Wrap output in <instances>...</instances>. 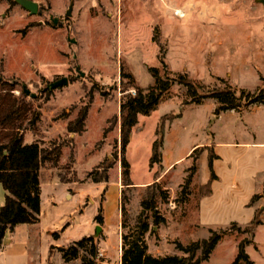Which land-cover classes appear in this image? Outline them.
Wrapping results in <instances>:
<instances>
[{
  "label": "rangeland",
  "instance_id": "374dc122",
  "mask_svg": "<svg viewBox=\"0 0 264 264\" xmlns=\"http://www.w3.org/2000/svg\"><path fill=\"white\" fill-rule=\"evenodd\" d=\"M32 1L36 14L19 0H0V78L16 97L24 94L22 84L36 94L25 99L34 121L25 134L44 151L41 212L26 232L43 260L55 227L69 222L55 245L88 229L91 237L79 240L103 253L94 262L121 264L123 235L145 221L142 240L152 256L183 257L177 244L216 231L221 239L201 264H230L240 243L254 264H264V103L215 114V99L189 103L185 86L173 84L131 130L129 185L120 144L121 100L135 87L154 85L150 68L185 73L209 88H264V0ZM62 77L67 86L44 90ZM83 111L82 132H70ZM155 141L160 161L151 165ZM210 152L217 157L214 180ZM253 219L259 224L250 228Z\"/></svg>",
  "mask_w": 264,
  "mask_h": 264
},
{
  "label": "trees",
  "instance_id": "16d2710c",
  "mask_svg": "<svg viewBox=\"0 0 264 264\" xmlns=\"http://www.w3.org/2000/svg\"><path fill=\"white\" fill-rule=\"evenodd\" d=\"M149 71L154 78V85L145 89L135 87V93L127 94L120 103L121 166L125 185L130 184L129 164L125 158V150L130 141L131 130L136 125L138 116L149 115L173 84L185 86L189 103L200 104L201 99H215L219 104L215 109V114L253 103H264V88L262 87L253 92L238 90L230 85L209 88L190 80L185 73L160 75L155 67L150 68ZM14 89L13 85L0 78V185L6 191L5 202L0 207V246L7 230H13L19 224H31L38 221L41 203L39 171L44 160V151L38 143H25L24 141L25 131L34 125L33 118H31L33 111L25 101L26 96L22 94L16 97L13 93ZM86 115L87 113L83 111L78 116L75 125H70V132H82ZM158 146V142L155 141L152 146L151 165L160 161ZM207 158L211 172L210 178L214 180L212 167L213 160L217 157L210 152ZM209 187L210 185L207 184L206 195L209 193ZM257 197L258 195H253L250 204ZM259 197L264 199V187ZM151 206L153 202L145 203V208H153ZM254 219L251 221L250 228L259 224ZM147 229L148 224L141 221L133 234L123 235L121 264H201L209 258L210 253L221 239L218 232L212 231L207 239L194 241L186 246L177 244V249L186 254L183 257L177 255L155 257L147 252V247L142 240V235ZM84 241V239L78 240L67 248L60 249L66 263L77 257L78 249ZM90 255L93 258L90 264H95L96 246L93 242L90 246ZM230 264H254L245 252V243L239 244L237 255Z\"/></svg>",
  "mask_w": 264,
  "mask_h": 264
},
{
  "label": "crops",
  "instance_id": "0c3cea01",
  "mask_svg": "<svg viewBox=\"0 0 264 264\" xmlns=\"http://www.w3.org/2000/svg\"><path fill=\"white\" fill-rule=\"evenodd\" d=\"M25 143H34L35 141L29 140V138L24 135ZM37 143V142H36ZM6 191L0 185V207L5 202ZM41 195V193H40ZM41 199V196H40ZM40 212H41V203H40ZM108 215H105V220ZM40 221V213L38 215V221L36 223L31 224H19L14 227L13 230H7L5 236L3 238V242L0 246V264H53L50 258L54 255L60 257V264H90L91 255H90V241H84L82 246L78 249L77 257L66 263L62 257V253L60 249L67 248L69 245L78 241L81 238L87 236V238L91 237V234H86L87 232L82 233L81 238L79 239H71L67 245L58 246L55 245L56 240L62 237L64 230L70 225L69 222H65V224L60 227H55L56 231L52 233V244L49 245L48 254L45 255L43 260L42 250L38 248V245L34 243V237L30 232H26V230L32 226L37 225ZM95 222V217L92 219ZM24 228V229H23ZM97 226L94 225L93 229L96 230ZM23 229V230H22ZM101 229V227H100ZM22 230V231H20ZM25 231V232H23ZM94 238V237H93ZM54 240V241H53ZM96 242V241H95ZM47 253V252H46ZM102 263V262H100Z\"/></svg>",
  "mask_w": 264,
  "mask_h": 264
},
{
  "label": "water",
  "instance_id": "95a60500",
  "mask_svg": "<svg viewBox=\"0 0 264 264\" xmlns=\"http://www.w3.org/2000/svg\"><path fill=\"white\" fill-rule=\"evenodd\" d=\"M19 3L21 4V6L26 9L29 10L32 14H36L37 10H38V4L32 0H19ZM68 16L71 14V9H69L66 13ZM58 21L57 17L53 18V24L56 25ZM68 40L71 43H76V39L75 38H68ZM76 72H78L81 76H84V72H81L79 69V65H77V67L75 68ZM69 84V80L67 77H62L60 79H57L53 82H50L46 85V87L44 88V90H54L56 88L59 87H64L67 86ZM22 92L24 93L25 96L27 97H31V98H35L36 94L31 92L26 84H22ZM100 230V227L97 226L96 231L98 232Z\"/></svg>",
  "mask_w": 264,
  "mask_h": 264
},
{
  "label": "built area",
  "instance_id": "2783aa9c",
  "mask_svg": "<svg viewBox=\"0 0 264 264\" xmlns=\"http://www.w3.org/2000/svg\"><path fill=\"white\" fill-rule=\"evenodd\" d=\"M100 257H103V253L101 251H98V254L96 255V260H100Z\"/></svg>",
  "mask_w": 264,
  "mask_h": 264
},
{
  "label": "bare ground",
  "instance_id": "6f19581e",
  "mask_svg": "<svg viewBox=\"0 0 264 264\" xmlns=\"http://www.w3.org/2000/svg\"><path fill=\"white\" fill-rule=\"evenodd\" d=\"M180 17L184 16V14H179Z\"/></svg>",
  "mask_w": 264,
  "mask_h": 264
}]
</instances>
